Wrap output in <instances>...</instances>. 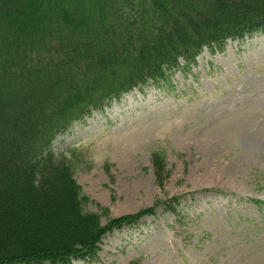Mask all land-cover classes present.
I'll use <instances>...</instances> for the list:
<instances>
[{"label": "trees", "instance_id": "16d2710c", "mask_svg": "<svg viewBox=\"0 0 264 264\" xmlns=\"http://www.w3.org/2000/svg\"><path fill=\"white\" fill-rule=\"evenodd\" d=\"M256 33L264 0H0V264L89 261L105 234L153 215L100 226L54 136L133 89L191 71L204 49ZM89 77L97 98L66 119ZM152 164L162 189L157 155ZM173 201L162 204L176 213Z\"/></svg>", "mask_w": 264, "mask_h": 264}, {"label": "rangeland", "instance_id": "374dc122", "mask_svg": "<svg viewBox=\"0 0 264 264\" xmlns=\"http://www.w3.org/2000/svg\"><path fill=\"white\" fill-rule=\"evenodd\" d=\"M93 83L79 89L66 119L97 98ZM54 137L83 210L100 226L155 208L105 234L95 258L72 264H264L263 34L204 49L191 71L132 90ZM153 155L164 167L162 189ZM174 197L171 213L162 202Z\"/></svg>", "mask_w": 264, "mask_h": 264}]
</instances>
